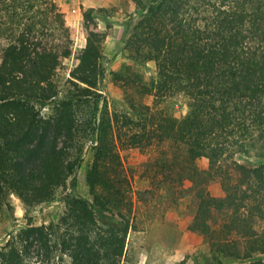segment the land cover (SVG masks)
<instances>
[{
	"label": "trees",
	"instance_id": "16d2710c",
	"mask_svg": "<svg viewBox=\"0 0 264 264\" xmlns=\"http://www.w3.org/2000/svg\"><path fill=\"white\" fill-rule=\"evenodd\" d=\"M130 2L136 21L121 50L138 66L153 63L154 80L107 70L99 24L109 27L107 10L88 7L59 97L55 77L71 47L50 44L49 36L65 27L62 13L53 0H0V206L9 195L27 210L50 205L71 188L57 220L9 234L0 264H35L33 256L45 264H121L136 228L120 155L129 148L153 153L155 188L177 184L189 198L188 230L208 247L193 264H264V0ZM108 75L134 98L111 104ZM146 96L156 103L182 96L187 111L181 118L155 111ZM86 147L83 197L74 189ZM215 182L222 197L208 192Z\"/></svg>",
	"mask_w": 264,
	"mask_h": 264
},
{
	"label": "rangeland",
	"instance_id": "374dc122",
	"mask_svg": "<svg viewBox=\"0 0 264 264\" xmlns=\"http://www.w3.org/2000/svg\"><path fill=\"white\" fill-rule=\"evenodd\" d=\"M53 1L62 13L65 27L60 28L56 25L52 31L53 34L49 36L50 44L58 45L69 40L71 47V55L63 60L62 67L55 77L60 90L59 97L65 91L69 71L77 62L82 46L79 32L81 9L88 7L107 10L105 18L109 27L106 28L105 22H99L101 30L105 32L102 46L105 55L104 65L107 70L124 77H134L139 74L145 82L154 80L153 63L138 66L121 50V38L130 31L127 24L130 21L134 24L136 21V17L132 15L134 5L130 0ZM112 78V75L107 77L106 96L111 104L123 106V98L127 94H130V98H134V93L127 90L122 81H115ZM142 102L155 111H162L176 118L183 117L187 111L186 100L182 96L168 98L158 103L151 96H146ZM40 109L44 117L50 116V105ZM120 155L123 167L131 180L136 225L135 230L127 236L126 251L121 264H193L195 259L206 255L207 244L197 233L188 230V225L194 215V208L187 195L179 193L177 184L169 185V182H165L157 188L153 185L151 181L154 171V168H151L153 153L148 149L129 148L122 149ZM235 158L240 162L246 160V157L240 154ZM90 159V149L86 147L82 166L75 177L74 189L77 195L83 197L87 196L84 178ZM195 164L199 169L208 167L206 159H199ZM207 189L214 197L223 196L220 185L216 182L210 184ZM70 191L69 187L58 190L55 200L50 205L30 210H27L16 196L9 195L0 206V246L7 241L12 231L28 222L40 225L57 220L64 211L63 199ZM38 260L36 256H33L32 262L45 264ZM58 260H53L48 264H57Z\"/></svg>",
	"mask_w": 264,
	"mask_h": 264
}]
</instances>
